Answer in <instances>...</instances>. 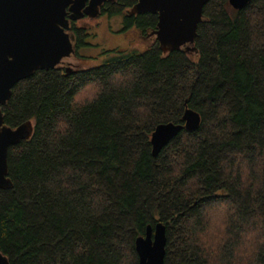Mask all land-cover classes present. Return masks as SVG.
Wrapping results in <instances>:
<instances>
[{
  "label": "trees",
  "instance_id": "obj_1",
  "mask_svg": "<svg viewBox=\"0 0 264 264\" xmlns=\"http://www.w3.org/2000/svg\"><path fill=\"white\" fill-rule=\"evenodd\" d=\"M138 0L101 15L144 32ZM87 18L68 19L74 49ZM153 40V41H152ZM103 50L88 68L37 70L1 107L4 125L32 122L10 147L0 190V253L9 264H138L135 240L165 227L164 264H264V0L203 7L191 50ZM150 42V41H149ZM200 116L158 156L151 135Z\"/></svg>",
  "mask_w": 264,
  "mask_h": 264
},
{
  "label": "water",
  "instance_id": "obj_2",
  "mask_svg": "<svg viewBox=\"0 0 264 264\" xmlns=\"http://www.w3.org/2000/svg\"><path fill=\"white\" fill-rule=\"evenodd\" d=\"M116 0H0V105L11 97L13 86L30 78L37 70L53 69L74 54L75 38L66 32L68 19H95L106 2ZM209 0H138L130 14L157 15L152 33L164 54L191 50L203 7ZM251 0H228L234 10H241ZM200 125V116L185 108L182 124L158 125L151 135L154 158L182 130L193 132ZM32 122L17 128L4 125L0 111V190L12 186L8 177V149L28 140ZM165 227L147 226L144 237L135 240L138 264H164ZM0 264H9L0 253Z\"/></svg>",
  "mask_w": 264,
  "mask_h": 264
},
{
  "label": "rangeland",
  "instance_id": "obj_3",
  "mask_svg": "<svg viewBox=\"0 0 264 264\" xmlns=\"http://www.w3.org/2000/svg\"><path fill=\"white\" fill-rule=\"evenodd\" d=\"M129 11L130 10L126 9L122 11V14ZM84 23H86V29L90 34V37L87 38L86 41L90 43L91 46L78 49L80 57L71 56L66 60L68 67L71 68H88L101 64L106 57L109 56H103V50L116 49L117 47L122 49L132 48L142 50L148 47L152 40V38H150L147 42H144L145 45H142L139 43L137 37L133 35V32H128L126 34L120 33L119 30L122 27L121 15L110 17H107L105 14L98 15L95 19H86Z\"/></svg>",
  "mask_w": 264,
  "mask_h": 264
},
{
  "label": "flooded vegetation",
  "instance_id": "obj_4",
  "mask_svg": "<svg viewBox=\"0 0 264 264\" xmlns=\"http://www.w3.org/2000/svg\"><path fill=\"white\" fill-rule=\"evenodd\" d=\"M146 14H150V13H146ZM101 15V13L99 14V16ZM139 15H142V14H139ZM150 15H153V16H156L157 17V15H154V14H150ZM108 17V16H107ZM84 18H86V17H84ZM83 18V19H84ZM158 20V19H157ZM121 25H122V27H121V29L119 30L120 31V33H122V34H126V33H128V32H133V35L134 36H136L137 37V39L139 40V43L140 44H142V45H145L144 44V38H142L141 36H142V34H144V32L143 31H141V30H133V29H131L130 31H128V32H122V30H123V24H122V17H121ZM68 33V32H67ZM69 34V33H68ZM151 37L153 38V39H155V37H154V35L153 34H151ZM155 42H157L156 40H155ZM86 43L89 45V46H87V47H90L91 46V44L90 43H88L87 41H86ZM158 43V42H157ZM84 47H82V48H78V49H83ZM118 48V47H117ZM116 48V49H117ZM147 47H145L144 49H142V50H138V51H143V50H145ZM78 49H74V54H73V56H77V57H80V55H79V52H78ZM113 49V48H112ZM115 49V48H114ZM118 49H120L121 51H125V50H131L132 48H127V49H122V48H118ZM133 50V49H132ZM134 50H136V49H134ZM78 54V55H77ZM69 58H67V59H63L59 64H57L56 66H55V68L56 67H58V68H62V69H69V68H71V67H68V63H67V61L66 60H68ZM92 67V66H91ZM2 106H4V105H2ZM1 105H0V111H1V113H2V110H1V107H2ZM2 117H3V115H2Z\"/></svg>",
  "mask_w": 264,
  "mask_h": 264
}]
</instances>
